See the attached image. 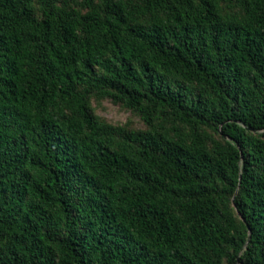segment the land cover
Listing matches in <instances>:
<instances>
[{
  "label": "trees",
  "instance_id": "obj_1",
  "mask_svg": "<svg viewBox=\"0 0 264 264\" xmlns=\"http://www.w3.org/2000/svg\"><path fill=\"white\" fill-rule=\"evenodd\" d=\"M0 264H264V0H0Z\"/></svg>",
  "mask_w": 264,
  "mask_h": 264
},
{
  "label": "rangeland",
  "instance_id": "obj_2",
  "mask_svg": "<svg viewBox=\"0 0 264 264\" xmlns=\"http://www.w3.org/2000/svg\"><path fill=\"white\" fill-rule=\"evenodd\" d=\"M92 107L97 116L113 125H125L129 128L143 127L138 115L111 100H93Z\"/></svg>",
  "mask_w": 264,
  "mask_h": 264
}]
</instances>
